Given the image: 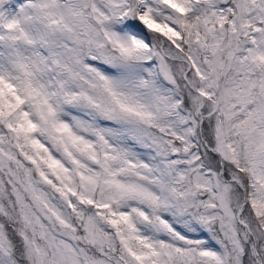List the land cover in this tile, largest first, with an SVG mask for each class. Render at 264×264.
<instances>
[{
  "label": "snow or ice",
  "instance_id": "snow-or-ice-1",
  "mask_svg": "<svg viewBox=\"0 0 264 264\" xmlns=\"http://www.w3.org/2000/svg\"><path fill=\"white\" fill-rule=\"evenodd\" d=\"M0 264H264V0H0Z\"/></svg>",
  "mask_w": 264,
  "mask_h": 264
}]
</instances>
